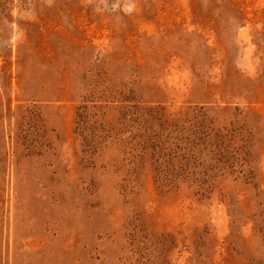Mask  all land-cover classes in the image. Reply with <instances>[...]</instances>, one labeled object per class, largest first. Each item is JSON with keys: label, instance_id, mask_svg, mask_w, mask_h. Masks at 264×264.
Here are the masks:
<instances>
[{"label": "rangeland", "instance_id": "1", "mask_svg": "<svg viewBox=\"0 0 264 264\" xmlns=\"http://www.w3.org/2000/svg\"><path fill=\"white\" fill-rule=\"evenodd\" d=\"M0 264H264V0H0Z\"/></svg>", "mask_w": 264, "mask_h": 264}]
</instances>
